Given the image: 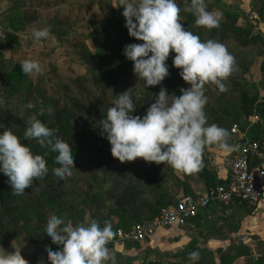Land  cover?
<instances>
[{"label": "rangeland", "instance_id": "374dc122", "mask_svg": "<svg viewBox=\"0 0 264 264\" xmlns=\"http://www.w3.org/2000/svg\"><path fill=\"white\" fill-rule=\"evenodd\" d=\"M210 1L214 4L212 12L218 14L219 18L229 15L240 26L251 28L252 34H261L264 40V0ZM118 3L119 0H0V75L8 72L15 63L21 64V61L26 58L36 59L41 63L44 71L43 74L33 73V80L45 83L44 87L49 90L48 97L40 101L41 104H44L43 107H55L62 101V95L68 92L72 108L77 110V114L79 113L82 117L87 115L89 107L95 106L96 103L102 104L103 106L100 105L99 110L93 115L94 118H98L105 107L112 106V102L118 94L131 88L132 93L135 94L136 105L133 115L138 111L145 110L155 101L157 95L153 96L154 91L149 94L150 91L147 93L146 90H153L156 85L146 87L142 79L133 75L129 60L123 65L126 67L125 71L117 70L115 67V71L111 74V67H108L105 59L100 61L95 53L97 44L108 46L115 42L116 35L113 34V29L108 26V21H125L122 15L123 6H116ZM43 27L49 29V37L41 40L32 39V30ZM8 33L16 36L18 44L9 41ZM206 40L209 39L205 38L203 41ZM226 47L235 58L234 67H237L232 81L239 80L243 90H246L251 96L257 94L259 100L264 101V44L244 50L235 46L233 48ZM94 70L109 72V75H106L109 85L107 84L105 93H101L90 81ZM168 70L170 73L169 67ZM176 70L180 72L177 67ZM230 78L231 76L228 77L229 81ZM223 83L227 88V80H224ZM212 85L211 83L204 85L206 97L207 89ZM12 92L8 87L0 86V99L4 101L3 107H0V120H7L9 123L4 125L13 130L15 123H11V121L23 116L24 103L26 102L24 98L27 93L19 92L13 95ZM95 96L99 102H95ZM220 98L219 105H211L207 99L204 110L208 124H211L212 107L219 106L220 109L223 105H229L235 110L241 108L242 97L236 90L227 88ZM229 118L231 119L230 123H222L230 133L229 144L239 146L246 139L254 140L253 136L258 130L259 119L257 117L253 116L247 126L243 122L245 117L241 113L231 112ZM233 126H236L240 132L232 133ZM0 130L3 131V129ZM76 131L65 138L72 140V136L79 129ZM240 134H243V139L239 138ZM260 140L264 141V133L260 136ZM28 146L31 151L39 149H42L41 152L48 151L37 144L36 140ZM105 146H110L109 142H105ZM214 146L208 145L201 156V159L206 160L210 165H213ZM97 151L98 147L95 145L84 149L81 155L75 154V168L72 169V175L66 177L60 184V188L57 189L59 192L57 199L50 201L47 205L45 222L39 223L36 218L28 216L23 220L24 224L21 228L9 226L11 229L6 232L5 243H1L0 247L6 251H14L13 245H15L16 248L21 249L23 257L31 259L37 255L38 261L34 264H51L46 257V250L56 251L62 245H56L44 236L46 222L50 216L62 218L65 223L71 222L73 226L86 225L92 220H96L101 226L108 219L112 220L111 216L114 215L110 214V211H113L112 204L115 196L110 195L108 191L110 182L118 174L119 166L114 164L113 159L111 160L114 164L112 167L108 165L111 163L109 160L102 161L96 158V161H92V156H97ZM54 154L56 156V153ZM175 173L183 178L186 176V172L175 170ZM48 174V183L57 184L59 182L53 176L52 170ZM7 179L3 173H0L1 189L10 186ZM170 181L168 186L176 191L174 175H170ZM45 183L34 180L32 186L25 189L22 195H15L12 191L9 195L11 202L21 204L22 201L19 198L27 196L31 189L41 192L43 199L47 200L51 195V188H47ZM199 188L201 190L202 186ZM203 192L204 187L200 194ZM98 193L107 198L103 202L105 204L98 203ZM190 195H193L192 191ZM0 211L2 210L0 209ZM229 214L233 215L232 220L236 225V222L238 223V217H234L236 212L230 211ZM1 217L0 222L3 220L7 222L6 218L2 217V220ZM222 218H218L221 220L220 222L214 219L211 223L204 225L203 230L192 229L189 225L160 229L153 238L142 242L119 240L116 233L117 230H123L126 226L129 227L128 230L123 231L128 232L136 223L146 222L144 220L147 218H142L135 224L131 223L132 218L128 217L121 219L119 223L112 220L110 223L114 236L107 243V248L115 256V264H194L195 261L187 255L192 251L199 253L200 264H221V254L226 251H230L233 255L230 259L231 264H248V262H255L264 254V241L260 239L264 235L254 228L249 229L243 235L245 242L235 238L229 242V245L227 243H225L227 245L218 244L211 241L210 236L203 235L205 233L218 235L223 229L230 230L227 232L230 234L231 229ZM122 222H126L128 225ZM217 231L220 232L217 233ZM42 232L43 235H39ZM244 244L251 249L249 255L243 253ZM105 264H112V261H106Z\"/></svg>", "mask_w": 264, "mask_h": 264}, {"label": "clouds", "instance_id": "9594fccd", "mask_svg": "<svg viewBox=\"0 0 264 264\" xmlns=\"http://www.w3.org/2000/svg\"><path fill=\"white\" fill-rule=\"evenodd\" d=\"M184 11L195 17V25L208 29L218 27V14L207 9L206 0H184ZM123 6L125 27L131 37L142 43H129L123 48V55L133 62V73L144 81L145 86L160 84L169 75L170 50L175 53L172 65L179 68V75L190 86L181 88L180 95L169 96L161 87L155 101L142 117L133 115L136 108L135 94L131 88L117 95L106 116L100 121V135L110 143L111 155L120 162L143 158L146 162L167 163L173 169L192 173L202 166L201 156L208 145L231 153L238 146L228 143L230 133L215 123L208 124L205 113L207 97L204 85L211 83L220 92L227 91L223 83L234 71L235 58L227 47L214 40L202 41L180 23L181 8L177 0H119ZM47 27L33 29L34 40L47 39ZM21 71L26 75L43 74V67L36 59L21 61ZM4 101L0 99V107ZM33 108L32 103L26 105ZM48 108V113H52ZM39 115H44L43 108ZM23 133L26 140L35 139L37 144L56 153L53 176L60 182L72 175L73 152L68 142L55 135V130L46 126L37 115L27 120ZM0 173L15 195H22L48 173L45 159L33 154L21 138L3 124H0ZM47 155V153H45ZM44 236L56 245V251L46 250L51 264H105L115 256L106 247L113 238L112 224L105 221L103 227L96 220L88 224L65 223L62 218L49 217ZM14 251L0 247V264H28L21 255V249L13 245ZM190 259H199V253L192 251Z\"/></svg>", "mask_w": 264, "mask_h": 264}, {"label": "trees", "instance_id": "16d2710c", "mask_svg": "<svg viewBox=\"0 0 264 264\" xmlns=\"http://www.w3.org/2000/svg\"><path fill=\"white\" fill-rule=\"evenodd\" d=\"M177 4L181 8L180 23L182 26L193 34L198 35L202 41L205 38H208L220 42L225 46L231 48L235 46L242 50L251 47H258L259 45L264 44L261 34H252L251 28L240 26L236 20L231 18L229 15H224L222 18H219L218 27L208 29L202 26H196L194 23L195 17L191 13L183 10L185 7L184 0H177ZM206 4L209 11L214 9L212 1L206 0ZM28 19L30 18L28 17ZM107 24L111 27V29H113V34L116 35L115 42L108 46L97 44V50L95 53L99 57L98 59H100V61L105 59V63L108 67L112 68H110L111 74L115 71V67H117V70L125 71L126 67L123 65L128 61V59L123 55L122 50L124 46L129 43H142V41L129 36L128 30L125 27V21L120 22L119 20H110ZM7 37L10 42L18 44V40L15 35L8 33ZM174 55L175 53L170 50L169 58L166 61V64L170 68L169 75L165 77L160 84L156 85L155 89L146 90L147 93L150 91L149 94H151L154 91L153 96H155L158 94L161 87H163L168 91L170 97L174 94L178 96L181 94V88H187L190 86L179 75L176 67L172 65V58ZM129 61L132 65L131 69L133 71V62L131 60ZM235 69H237V67H234V71ZM234 71L230 75L231 80L229 81L228 78L226 79L228 82L227 88L236 90L241 95V108L239 110H235L229 105H223L220 109L218 108L219 106L212 107L211 124L215 123L218 126L225 128L222 123H230L231 119L229 116L231 115V112H237L244 115L245 118L243 122L245 126H247L250 123L251 118L255 116L259 119V122L257 125L258 130L253 136V139H259L258 141H261L260 136L264 133V101H260L257 94L251 96L246 90H243L239 80L236 79L235 81H232L235 73ZM132 74L135 75L134 73ZM106 75H109V72L104 73L94 70L92 71V76L90 78V81L95 84L96 88H98L101 93H105L109 85L107 83L108 80ZM86 79L88 78L86 77ZM44 84L45 83H42L41 81L38 82L33 80L32 74H24L21 71V64L19 63H15L8 72L4 75H0V86L10 88L11 91H13V95L18 94L19 92L27 93L24 98L26 101L24 103V114L22 117L14 118L13 121H11V123H15L13 127L14 129L11 130L14 134L21 138V143H26L27 145L33 143L35 139H24L23 133L28 127V118L32 115H37V118L45 123L46 126L55 130L56 136L68 142L69 147L73 152V159L75 158L76 153L81 155L84 149H88L89 146L94 147L96 145L98 147L97 156L93 155L92 161H96V158L102 161L109 160V162H111L108 164L109 167H112L114 164L119 166L118 174L110 182V189L108 191L110 195L113 197L115 196L112 204L113 211H110V214L114 215L113 217L111 216V218L116 223H119L121 219L127 217L132 218L130 222H134L133 224L142 218H147L144 221L148 222L158 217L164 210L173 207L177 203L175 197L182 187L184 188L186 195H190V192L192 191L193 196H199L201 190L195 185L196 181L203 183L204 191L226 183V179H217L216 169L214 166L210 165L203 159H201L202 166L200 169L196 172L186 173L184 178L176 174L175 169L167 163L164 164L161 162L160 164H156L155 162H146L143 158L139 157L133 161L120 162L117 158L111 155L110 146H105V142L107 143L109 141L105 138V136L100 135L101 129L99 124L101 119L106 116L107 109L109 107H103L104 109L101 112V116L94 118L93 115L99 110L100 105L103 106L102 104L99 105V103H96L95 106L89 107L87 109V115L82 117L79 113L77 114V110L72 108V103L69 101V94L68 92H65L62 95V101L57 103L55 107H52L53 111L49 114L48 108L43 107L44 104L40 103L41 100H44V98L49 95V90L44 87ZM129 87H131L130 84ZM224 93L225 92H220L215 85L209 86L207 89L208 102L211 105H219L221 103L220 96H223ZM97 99L98 98L95 96V102H99ZM28 103H32L34 107L27 108L26 105ZM74 107L77 108V106ZM42 108L44 110V115L41 116L39 115V112ZM146 109L138 111L135 115L142 117L146 114ZM8 123L9 122L7 120H0V124L4 125ZM75 130L78 132L76 131L77 133L72 136V140L65 138L67 135L73 134ZM261 142L260 143L264 145V141ZM206 148H208V146H206L204 150ZM41 151L42 149L32 150L34 154H39L45 159L46 166L48 167V173H50L53 168L58 167V165L54 162L55 154L50 151ZM45 153H47V155H45ZM112 159L114 164H112ZM48 173L43 178L39 179L40 182H46L45 185L47 188H51V195L47 200L43 199L41 192H36L31 189L28 191L27 196H21L19 198V200L22 201L21 204L17 202L13 204L9 197L10 193H12L11 186H6L2 189L0 188V209L2 210L0 211V216L6 218L7 221L5 222L1 217L3 222H0V244L5 243L4 237L7 235L6 232L11 229H9V226L21 228L24 224L23 220H25L28 216L36 218L39 223L46 221V207L50 201H55L57 199L59 194L57 189L60 188V184L63 183L60 181L57 184L48 183ZM170 175H174V179L176 180V185H174V189L176 188V191H173V189L168 186L171 182ZM98 196V203L105 204L103 202L107 198L103 197V194L99 193ZM235 204H239L243 207V210L250 206L249 209H246V214H249L254 210V205H249L247 202H244L237 197L234 198V200L228 205H218L220 211L223 209V213L221 215L223 216L222 220L230 227L231 232L237 231L238 226H235L232 221L233 215L227 213L226 210ZM8 216L9 219L7 220ZM234 217L236 218V216ZM238 219L240 222L241 218ZM112 220L108 219L109 222ZM126 220L128 221V219ZM204 221L203 215L199 211L197 216L188 221L186 225H189L192 229L195 228L202 230ZM122 223L126 224V222ZM103 225L104 223L101 224V227H103ZM126 228L123 230H128L129 227L126 226ZM41 231H43V228H41ZM39 235H43V232ZM203 235L208 236L206 233ZM243 247V253L249 255L251 251L249 246L245 245ZM232 256L233 255L230 251L223 252L220 257L221 264H231L232 261L230 259ZM24 258L27 260L28 264H34L38 261L37 255H34L31 259H28L27 257ZM200 262V260H196L194 264H200ZM250 263L251 262H248V264ZM251 264H264V254Z\"/></svg>", "mask_w": 264, "mask_h": 264}, {"label": "built area", "instance_id": "2783aa9c", "mask_svg": "<svg viewBox=\"0 0 264 264\" xmlns=\"http://www.w3.org/2000/svg\"><path fill=\"white\" fill-rule=\"evenodd\" d=\"M231 132L237 134L240 130L233 126ZM239 138L243 139V134ZM224 164L227 169L225 184L212 187L199 196L185 194L158 217L137 223L128 232L117 230V238L142 242L153 238L161 228L185 226L200 210L210 205H228L236 197L249 205L258 204L264 195V145L258 140L246 139L234 153L226 156Z\"/></svg>", "mask_w": 264, "mask_h": 264}, {"label": "crops", "instance_id": "0c3cea01", "mask_svg": "<svg viewBox=\"0 0 264 264\" xmlns=\"http://www.w3.org/2000/svg\"><path fill=\"white\" fill-rule=\"evenodd\" d=\"M230 145H234V144H230ZM213 149H214V157H213L212 163H213L214 168L216 169V177H217V179L225 180L227 177V169L225 167L224 160H225L226 156H228L234 152H231V153L225 152V151L219 149L216 145L214 146ZM195 185L198 187L202 186V189H203V183H201L200 181H196ZM230 211H232V213L235 211L236 212V218L237 217L241 218L240 222H239V219L237 218L238 223L236 222V225H235V226H238V230L232 231L229 234V233H227L229 231H226V229H223V230H221V233H219L218 235L217 234L216 235L208 234V236H210L209 239L211 241H214L218 244L227 243L229 245L230 244L229 242H231V240L238 238V239H241L245 242L246 240L244 239L243 235L246 233V231H248L249 229H252V228H254L257 232H260L262 235H264V195H263L262 199L260 200V202L256 205H254V210L249 214H246L245 211L243 210V207H241L239 204H235L231 208L226 210L227 213H229ZM200 213L203 215V218L205 220L203 223V226L211 223L214 219H217L218 222H220L221 220L218 218L223 217V216H221L223 213V209L220 211L218 205H210L207 208L200 210ZM203 226H202V230L204 229ZM176 228H179V227H176ZM161 229H164V228H161ZM218 232H220V231H217V233ZM260 239L262 241H264V236ZM246 243H248V242H246ZM227 244H225V245H227ZM248 245L251 246L249 243H248Z\"/></svg>", "mask_w": 264, "mask_h": 264}, {"label": "water", "instance_id": "95a60500", "mask_svg": "<svg viewBox=\"0 0 264 264\" xmlns=\"http://www.w3.org/2000/svg\"><path fill=\"white\" fill-rule=\"evenodd\" d=\"M185 196L184 188L182 187L181 190L176 195L175 199L179 201L180 199H183Z\"/></svg>", "mask_w": 264, "mask_h": 264}]
</instances>
